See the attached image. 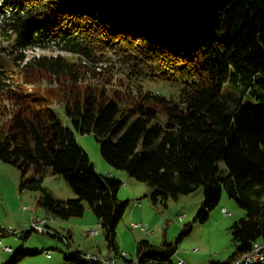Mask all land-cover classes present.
I'll list each match as a JSON object with an SVG mask.
<instances>
[{"label": "trees", "instance_id": "trees-1", "mask_svg": "<svg viewBox=\"0 0 264 264\" xmlns=\"http://www.w3.org/2000/svg\"><path fill=\"white\" fill-rule=\"evenodd\" d=\"M0 38L10 44L8 56L16 54L11 63L25 62L14 88H4L9 77L0 69V99L9 103L0 113L6 116L0 162L19 171V190L38 193V208L68 220L87 205L106 250L119 255L115 229L127 201L117 199L121 182L96 173L77 145L74 134H92L104 162L144 183L153 205L200 187L193 221L204 222L222 189L234 200L244 212L229 228L235 250L210 264H234L253 243H264V0H0ZM30 48H54L78 61H102L100 51H118L132 62L128 82L122 89L85 83L81 62L25 60L22 52ZM41 76L54 88L28 91ZM139 76L178 87L176 98L143 91ZM227 84L242 86L250 100L240 97L229 107L222 96ZM46 172L61 177L74 198L54 199L42 187ZM182 235L159 246L137 242V264H174ZM81 254L69 251L62 264H101Z\"/></svg>", "mask_w": 264, "mask_h": 264}, {"label": "rangeland", "instance_id": "rangeland-1", "mask_svg": "<svg viewBox=\"0 0 264 264\" xmlns=\"http://www.w3.org/2000/svg\"><path fill=\"white\" fill-rule=\"evenodd\" d=\"M177 3H189L192 0H175ZM2 33V32H1ZM10 44L0 38V69L5 70L9 80L4 84L5 89L14 88L19 80V71L23 63L10 62L16 54L8 56ZM7 53V54H6ZM24 55L26 59L31 57H54L60 56L71 62H81L88 76L85 83L96 84L99 82H109L108 88H119L128 82L126 73L132 62L126 63L118 51H100L102 61L95 59L78 61L75 56L59 52L54 48L39 49L30 48ZM146 77V76H145ZM142 90L158 94L165 98L175 99L178 94V87L170 86L159 80H152L139 76ZM144 78V79H143ZM51 79L39 77L34 83L26 85L28 91L32 89L44 90L54 88ZM13 86V87H12ZM242 86L227 84L223 86L222 96L229 107H233L236 100L242 97L243 102L250 100L249 96L241 94ZM8 102L0 99V113ZM52 110L59 121L67 128L71 129L68 119L63 113V107L57 103H52ZM6 118L0 114V123ZM77 145L87 155L96 173L101 175L114 174L113 177L121 182L117 191V199L127 201V207L121 220L115 229V243L119 250L128 254L135 264V247L140 241H148L154 246L161 245L162 242L174 243L180 234H183L176 243L175 253L171 257L174 264H210L212 261H225L235 250V244L231 239L229 228L231 224L244 216L234 200L227 197L222 189L217 205L208 213L204 222L193 221L200 202L202 200L201 188H197L188 195L179 196L177 199H168L165 206L157 203L153 205L149 199V188L136 180L125 177L124 172L115 170L108 166L101 158L98 143L92 134H74ZM219 170L224 166L221 161L217 163ZM31 175L28 170L26 176ZM19 171L6 163L0 162V264L7 262L20 247L24 246L21 252L28 253L18 256L15 264H54L63 263V256H67L69 251L74 249L92 250L97 252L105 251L106 245L103 240L101 228L84 204L83 213L80 217H72L68 220H60L36 206L37 192L19 190ZM123 183L125 187L123 186ZM42 187H44L54 199L66 200L74 198L69 185L61 178L52 176L46 172L43 176ZM225 209L226 214L221 212ZM178 215H183L182 222L177 221ZM45 218L50 234L30 232L25 236L24 232L31 227V218ZM130 223L138 224V228L131 229ZM188 224L190 230L183 233L182 227ZM165 225L163 231L160 226ZM88 230L97 231L96 237L87 236ZM153 232L152 235H149ZM97 242V243H96ZM116 245V246H117ZM4 247H11L12 252H6ZM50 259H46L45 253ZM30 253V254H29ZM120 259V256L117 257Z\"/></svg>", "mask_w": 264, "mask_h": 264}, {"label": "built area", "instance_id": "built-area-1", "mask_svg": "<svg viewBox=\"0 0 264 264\" xmlns=\"http://www.w3.org/2000/svg\"><path fill=\"white\" fill-rule=\"evenodd\" d=\"M123 186L125 187V185L123 184ZM221 212L223 214H226L225 209L222 208ZM183 220V215H178L177 217V221L178 222H182ZM47 224V223H46ZM46 224H38L37 222H33V224H31L30 230L31 232H35V233H49V229L47 228ZM139 225L135 224V223H130V228L134 229V228H138ZM165 225L160 226L159 230L162 231L164 229ZM87 236H96L97 232H91L90 230H88L86 232ZM8 249H10L9 247H4V250L6 252H8ZM72 251V250H71ZM46 258H49V254L46 252L45 253ZM120 257H124V253H120ZM81 258L84 260H92L95 262H99L101 264H113V259L111 257H97V256H89V253H82L81 254ZM261 259H264V249H259V251H257L255 253V255L253 256V258H249L247 261H259ZM178 264H182V262H178Z\"/></svg>", "mask_w": 264, "mask_h": 264}, {"label": "bare ground", "instance_id": "bare-ground-1", "mask_svg": "<svg viewBox=\"0 0 264 264\" xmlns=\"http://www.w3.org/2000/svg\"><path fill=\"white\" fill-rule=\"evenodd\" d=\"M33 222H37L38 224H46V219L42 218L39 219L38 217H32L31 218V224H33ZM91 232H97L95 230H90ZM259 249H264V243L263 242H255L253 243L250 251L248 253H246L245 255L241 256L234 264H264V259H261L259 261H247L249 258H253V256L255 255V253L257 251H259ZM8 252H11V249H8ZM89 256H97V257H101V255H96V254H91L89 253ZM120 256V253H119ZM125 257V254H124ZM88 261H92V260H88ZM113 264H115V261H113Z\"/></svg>", "mask_w": 264, "mask_h": 264}, {"label": "crops", "instance_id": "crops-1", "mask_svg": "<svg viewBox=\"0 0 264 264\" xmlns=\"http://www.w3.org/2000/svg\"><path fill=\"white\" fill-rule=\"evenodd\" d=\"M110 175L111 176H113L114 174H112V173H110ZM124 176L125 177H128L126 174H124ZM124 184V183H123ZM222 209V208H221ZM46 226H47V228L49 229V233H46V234H50L51 233V229L48 227V224H46ZM165 228V227H164ZM164 230V229H163ZM162 230V231H163ZM152 233L153 232H150V234L149 235H152ZM94 237H96V236H94ZM97 243V242H96ZM117 245V244H116ZM24 247V246H23ZM23 247L21 246L20 247V250H22L23 249ZM10 249H11V252L13 251L12 250V248L11 247H9ZM98 250H97V252H95V251H92V250H90V249H88V250H82V249H74L73 251H79V252H81V253H91V254H96V255H101V257H111L114 261H115V264H133V261H132V258H128V254L127 253H125V252H123V251H121V250H119V247H118V245H117V249H118V253H124L125 254V257H123V258H121L120 257V259H117V257H119V255H112V254H110L107 250H106V248H105V251L104 252H101L100 251V249L99 248H97ZM10 252V253H11ZM30 254V253H29ZM64 257V256H63ZM47 260L48 259H50V258H46ZM54 264H59V262H56V263H54ZM135 264H137V262H136V260H135Z\"/></svg>", "mask_w": 264, "mask_h": 264}]
</instances>
